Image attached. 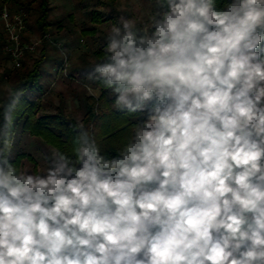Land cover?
<instances>
[{
	"label": "clouds",
	"instance_id": "obj_1",
	"mask_svg": "<svg viewBox=\"0 0 264 264\" xmlns=\"http://www.w3.org/2000/svg\"><path fill=\"white\" fill-rule=\"evenodd\" d=\"M156 3L90 73L146 113L116 156L80 123L72 155L18 168L0 115V264H264V0Z\"/></svg>",
	"mask_w": 264,
	"mask_h": 264
},
{
	"label": "rangeland",
	"instance_id": "obj_2",
	"mask_svg": "<svg viewBox=\"0 0 264 264\" xmlns=\"http://www.w3.org/2000/svg\"><path fill=\"white\" fill-rule=\"evenodd\" d=\"M32 1L2 2L0 9V102L2 104L10 96L9 76L23 68L31 69L34 62L40 61L42 74L40 85L45 92V95L39 99L40 106H47L46 109L53 113L63 110L66 116H74L73 118L81 120L85 97L91 96L89 88L94 92L99 89H97L95 76L85 84L82 82L84 76L75 72L100 62L96 53L100 50L105 51L104 44L107 42L108 32L111 26L118 22L121 15L135 20L137 27H144L150 17L159 11L156 0H51L48 18L50 27L45 36H41L40 32L33 27L39 12L37 11L38 1ZM30 2L32 3L28 6ZM101 8H104L101 11L103 16L106 18L113 16L115 22L98 25L97 38L83 34L82 31L85 28H91L89 14L91 9L101 10ZM4 13L9 15L10 22L16 28L18 22H22L23 29L19 34V46L23 51L22 67L14 66L9 51H6L14 48V43L6 30V24L2 18ZM59 26H62V29ZM260 47L264 49V41ZM73 77L76 78L73 79ZM79 105L82 107L79 108ZM40 109L41 107L39 111ZM13 140L12 157L17 152H26L34 160V162L25 161L23 169L35 171L37 167H46L47 158L50 157L51 148L49 146L39 139L22 134L21 131L17 132V136H13Z\"/></svg>",
	"mask_w": 264,
	"mask_h": 264
},
{
	"label": "trees",
	"instance_id": "obj_3",
	"mask_svg": "<svg viewBox=\"0 0 264 264\" xmlns=\"http://www.w3.org/2000/svg\"><path fill=\"white\" fill-rule=\"evenodd\" d=\"M8 1L12 0H0V9L2 2ZM35 1H38L37 11L39 16L33 27L40 32L41 36H45L50 27L48 18L50 16L49 4L51 0H33L32 2ZM230 2L231 0H216L217 7H223ZM112 19L114 18H106L102 13L92 11L90 12V21L93 25L91 28L82 31V33L88 36L90 33L95 34L96 26L108 23ZM59 28L62 29V26H59ZM104 55V50L96 53V57L99 58L100 62L104 60ZM262 56H264V52H262ZM40 65L41 62L36 61L31 69L23 68L9 76L10 96L2 104L0 102V115H2L5 108L11 106L12 137L17 136V132L21 131L22 134L41 140L50 148L59 147L62 151L72 155L71 149L75 147V141L78 136L77 125L82 123L97 141L102 154H107L109 158L116 156L118 149L123 147L132 135V127L139 120L145 119L146 113L118 111L114 107L115 96L112 89L105 86L103 80L95 76L97 77L96 85L101 88L102 93L98 98L85 97L83 104L84 113L81 120L66 116L63 110H59L55 115L42 114L39 112V99L42 95H45V92L40 85L42 78ZM93 67L94 65L81 71L77 70L75 73L82 74L84 76L82 82L87 84L86 82H90L94 77V75L90 76ZM17 95H19V99L13 103ZM11 159L12 163L18 168H23L25 161L34 162L33 158L26 152H17Z\"/></svg>",
	"mask_w": 264,
	"mask_h": 264
},
{
	"label": "built area",
	"instance_id": "obj_4",
	"mask_svg": "<svg viewBox=\"0 0 264 264\" xmlns=\"http://www.w3.org/2000/svg\"><path fill=\"white\" fill-rule=\"evenodd\" d=\"M2 18L5 21L6 30L10 34V39L14 43V48L7 49L6 51H9V56L11 57L14 66L20 67L21 66V59L23 57V51L19 46V40H20L19 34H20V30L23 29L22 22L19 21L17 28H16L10 22L9 15L7 13H4Z\"/></svg>",
	"mask_w": 264,
	"mask_h": 264
},
{
	"label": "crops",
	"instance_id": "obj_5",
	"mask_svg": "<svg viewBox=\"0 0 264 264\" xmlns=\"http://www.w3.org/2000/svg\"><path fill=\"white\" fill-rule=\"evenodd\" d=\"M83 7H86V6H83ZM87 9H89V8H87ZM104 10V8L102 9L101 8V10H99V9H91V11L90 12H92V11H98V12H100V13H102L101 11H103ZM90 12H89V14H90ZM110 18H114L113 16H111ZM115 19H112L110 22H108L107 24H113L115 21H114ZM90 23H91V27H92V22L90 21ZM101 25V24H100ZM97 28H98V26H96ZM85 29H89V28H85ZM99 34V31H98V29H96V33L95 34H93V33H90V36L92 37V38H97L98 35ZM85 69V68H84ZM97 78V77H96ZM97 89H99V90H96L99 94L98 95H93V94H91V96L92 97H94V98H98L100 95H101V93H102V90H101V88L98 86V88ZM85 95H87V94H85ZM41 107V109H40V113H42V114H46V115H55V114H57V113H53V112H50V111H48L47 109H46V107L47 106H43V105H41L40 106ZM80 107H82V106H80L79 105V108ZM46 109V110H45ZM67 109V108H66ZM49 110H51V109H49ZM83 111H84V105H83V109H82ZM69 111V110H68ZM73 115H75V113H73ZM74 116H72V118H73Z\"/></svg>",
	"mask_w": 264,
	"mask_h": 264
}]
</instances>
